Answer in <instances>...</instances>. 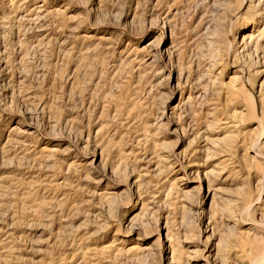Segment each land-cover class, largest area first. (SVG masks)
<instances>
[{
  "label": "rangeland",
  "instance_id": "rangeland-1",
  "mask_svg": "<svg viewBox=\"0 0 264 264\" xmlns=\"http://www.w3.org/2000/svg\"><path fill=\"white\" fill-rule=\"evenodd\" d=\"M0 264H264V0H0Z\"/></svg>",
  "mask_w": 264,
  "mask_h": 264
},
{
  "label": "bare ground",
  "instance_id": "bare-ground-1",
  "mask_svg": "<svg viewBox=\"0 0 264 264\" xmlns=\"http://www.w3.org/2000/svg\"><path fill=\"white\" fill-rule=\"evenodd\" d=\"M257 15V14H256ZM258 18V17H257ZM260 19H258V21H259ZM257 21V20H256ZM255 24V23H254ZM258 25V24H257ZM263 130V129H262ZM260 134H262L261 132H260Z\"/></svg>",
  "mask_w": 264,
  "mask_h": 264
}]
</instances>
